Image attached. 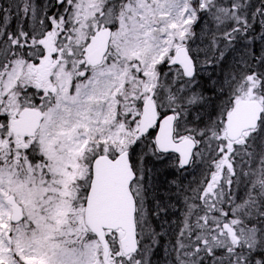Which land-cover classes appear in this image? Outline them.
<instances>
[{
	"label": "snow or ice",
	"instance_id": "1",
	"mask_svg": "<svg viewBox=\"0 0 264 264\" xmlns=\"http://www.w3.org/2000/svg\"><path fill=\"white\" fill-rule=\"evenodd\" d=\"M0 264H264V0H0Z\"/></svg>",
	"mask_w": 264,
	"mask_h": 264
}]
</instances>
